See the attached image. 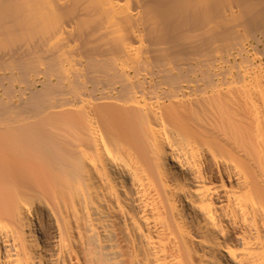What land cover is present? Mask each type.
Instances as JSON below:
<instances>
[{"label": "bare ground", "instance_id": "1", "mask_svg": "<svg viewBox=\"0 0 264 264\" xmlns=\"http://www.w3.org/2000/svg\"><path fill=\"white\" fill-rule=\"evenodd\" d=\"M263 31L264 0H0V264H264Z\"/></svg>", "mask_w": 264, "mask_h": 264}, {"label": "rangeland", "instance_id": "2", "mask_svg": "<svg viewBox=\"0 0 264 264\" xmlns=\"http://www.w3.org/2000/svg\"><path fill=\"white\" fill-rule=\"evenodd\" d=\"M262 33H263V35H262ZM256 36L258 37V40L260 38V40L258 42H264V31L263 32H256V35L254 34L253 36H250V37L248 36L247 37V40L248 41H246V42H257V40L254 39V38H257ZM262 48H264V47L262 46ZM36 77L37 76H33V78H36ZM16 84H15V87L18 88L19 83L17 85ZM0 85H1V83H0ZM36 85H37V88H40L41 87V84L40 83H37ZM0 93H3L2 86H0ZM5 97H6V95H5ZM16 100H17V98H16Z\"/></svg>", "mask_w": 264, "mask_h": 264}]
</instances>
